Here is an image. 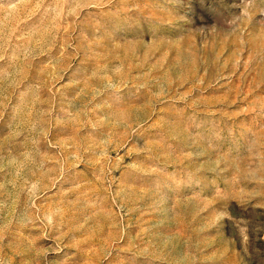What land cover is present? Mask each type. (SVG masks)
Returning a JSON list of instances; mask_svg holds the SVG:
<instances>
[{
    "label": "rangeland",
    "instance_id": "obj_1",
    "mask_svg": "<svg viewBox=\"0 0 264 264\" xmlns=\"http://www.w3.org/2000/svg\"><path fill=\"white\" fill-rule=\"evenodd\" d=\"M0 264H264V0H0Z\"/></svg>",
    "mask_w": 264,
    "mask_h": 264
}]
</instances>
